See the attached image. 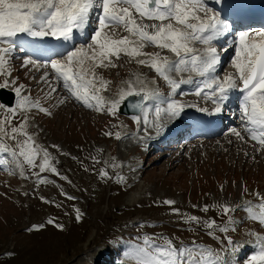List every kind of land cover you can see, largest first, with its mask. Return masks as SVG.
I'll list each match as a JSON object with an SVG mask.
<instances>
[{
  "label": "rangeland",
  "instance_id": "obj_1",
  "mask_svg": "<svg viewBox=\"0 0 264 264\" xmlns=\"http://www.w3.org/2000/svg\"><path fill=\"white\" fill-rule=\"evenodd\" d=\"M147 48L148 52L157 51L155 48ZM19 50L21 48L17 51ZM26 56L30 54L14 55V59L10 61V67L13 66V69L7 77L0 75V83L8 79L9 87L13 88L18 82H24L28 85L32 99L36 98L49 106L52 115L47 117L43 113L39 115L41 112L35 108L27 113L28 131L34 135L38 145V142L41 145L43 143V147L55 157L60 175L47 171L40 173L38 167L29 168L25 165L24 175L27 179L24 180L17 172L20 169L7 172L0 168V264H99L103 257L99 242L103 236L109 239L112 231L108 232L109 225L118 228V231L124 227L123 233L135 230L136 235L127 236L125 239L126 250L140 243L138 238L143 234H164L179 243L184 238H192L197 232L195 239L221 251L228 259L232 253L226 237H231L234 244L245 246L249 243L248 252L242 258L237 257L240 251L235 253L234 264H245V260L257 248L251 232L264 235V227L247 219L244 210L237 209L239 211L230 213L237 220L235 230H217L215 237L219 239L209 236L203 224L199 227L195 223L185 222L183 217L194 215L201 220L212 219L222 225L228 220V216L224 215L220 208L214 209L213 205H238L245 200L256 203L258 198L255 193L264 196V150L258 151L259 145L256 142H251L250 138L248 140L246 134L245 139L240 140L229 133L231 125L216 133V136H202V139L188 137L190 144L187 142L183 150L178 141L188 140L185 133L170 140L174 145L176 143L171 149H152L154 146L147 149L143 142L134 141L132 136L137 130L134 136L144 141L143 137L138 135L143 134V130L153 132L145 127L140 131V119L137 121L133 117L108 113L106 110L96 111L70 97L65 103L58 104L59 100L68 96L67 91L61 86V82L53 79L54 73L50 67L47 69L36 68L31 64L24 65ZM113 61L116 67L99 69L108 77L105 80L110 82L107 90L103 91L107 101H112L113 95L120 93L122 82L129 78L130 72H139V75L145 78L144 82L151 80L153 87L158 88L157 82L153 81L157 75L150 68L139 65L134 60L129 61L123 55L118 60L113 58ZM227 66L228 62L223 70H228ZM45 72L49 75L46 80H42ZM157 80L159 88H167L168 85L163 79L158 77ZM21 85L25 87L24 84ZM52 87L57 90L48 95ZM179 93L182 99L190 95ZM165 94L169 95L166 90ZM0 105L3 104L0 102ZM6 108L7 106L0 108V119L7 114ZM23 117L24 113L17 111L12 118V124L18 125ZM35 117L43 128L35 121ZM101 123L105 127L99 126ZM121 123L125 126L124 130ZM116 133H121L119 139ZM44 139L50 142L47 143ZM4 141L15 147V141L7 137ZM108 145L111 146L108 148L109 152L114 153L110 156L112 163L115 165V157L120 159L117 168L116 165L111 166L114 171L110 168L103 170L104 163H107L104 159L109 156L106 149ZM5 157L12 160L10 155ZM134 159L131 165H135L128 172L127 178H124L121 175L125 174L122 162L128 166V162ZM140 162L144 164V169L140 164L136 165ZM139 168L143 170L142 177L135 180L137 185L132 192L126 191L125 181L126 185L134 187L131 183ZM102 171L107 172V175H101ZM33 173L46 177L48 182H39ZM118 173L121 176H118ZM216 173H219V176L215 179ZM119 177H123V180L118 179ZM12 180L15 181L12 183ZM242 180H246L248 185ZM22 182L27 184L23 186ZM255 183H258L257 188L254 187ZM245 188L247 192L243 195ZM26 189H30L32 194L44 191L47 197L28 196ZM23 193L27 197L21 195ZM165 200L175 203L168 205L164 203ZM206 205L209 206L208 211H203ZM173 209H178L179 212H173ZM140 214L145 218L140 219L142 223L133 229L131 225L136 224ZM147 215H150L148 219ZM175 224L185 227L195 224L197 231L176 228ZM115 241H110V247ZM104 254L106 256V252ZM114 256L110 258L111 262L106 264L118 262L122 255ZM126 257L130 259L128 255ZM120 264L130 263L124 260Z\"/></svg>",
  "mask_w": 264,
  "mask_h": 264
},
{
  "label": "snow or ice",
  "instance_id": "obj_2",
  "mask_svg": "<svg viewBox=\"0 0 264 264\" xmlns=\"http://www.w3.org/2000/svg\"><path fill=\"white\" fill-rule=\"evenodd\" d=\"M93 22L95 27L91 42L73 47L63 59H53L45 64H37L30 58L24 60V65L50 67L53 70V79L61 82L68 93L58 104L65 103L70 97L96 111L106 110L114 114L126 97L142 96V100L134 106L144 113L145 124L160 132L168 120L181 115L184 107L193 106L171 98L181 85H192L196 96L212 101L215 113L221 112L230 94L237 92L240 128L232 127L229 133L240 140H244L246 134L259 145L258 151L264 150V29H249L236 34L230 45L234 48L230 61L233 71L221 78L217 74L221 55L213 41L229 33L230 26L218 12L207 7L205 0H0V75L7 77L11 73L10 60L20 42V34L68 42L73 40L75 33L85 35ZM117 29L126 35L117 38ZM147 47H154L157 51L146 52L144 49ZM122 55L153 70L169 86V96L163 97L158 88H149L138 74H134L135 81L125 82L127 87L120 90L119 99L107 101L101 93L107 90L110 82L96 69L116 67L113 58L118 60ZM173 73L181 78H174ZM183 73H189L187 78L182 76ZM48 75L45 72L41 79L46 80ZM8 87L7 79L0 83V88ZM23 88V85L13 87L15 105L7 107V114L0 119V152L11 156L22 176L25 165L38 167L40 173L47 171L59 175L55 157L38 145L34 135L28 131L27 113L31 109L49 116L52 112L49 107L42 106L38 99L32 100L22 95ZM56 90L55 87L50 88L48 95ZM153 99L157 101L155 118L149 121L143 101ZM0 108H4V105H0ZM17 111H22L24 117L18 125H13L12 118ZM200 111L208 110L201 108ZM133 119L138 121L140 118L134 116ZM5 137L15 141V147L6 143ZM116 137L119 139L121 133H116ZM0 163L7 164L8 161L0 160ZM33 175L41 183L48 182L46 177L37 173ZM101 175L106 176L107 172L102 171ZM118 179L122 181L123 177ZM244 191L247 192V189ZM255 195L258 198L256 203L245 200L238 205H215L228 216L222 225L194 215L184 216L183 219L185 222L203 224L207 234L215 237L217 230H235L237 220L230 213L242 209L247 219L264 227V196L258 192ZM164 203L172 205L175 202L165 200ZM208 208L206 205L203 211H208ZM173 212L179 210L173 209ZM251 235L256 240L257 248L245 260V264H264V235L256 232H251ZM138 239L140 243L128 250V257L134 264H234L235 253L243 248V245L234 244L231 237H226L232 253L226 259L221 251L195 240L176 243L164 234H143Z\"/></svg>",
  "mask_w": 264,
  "mask_h": 264
},
{
  "label": "bare ground",
  "instance_id": "obj_3",
  "mask_svg": "<svg viewBox=\"0 0 264 264\" xmlns=\"http://www.w3.org/2000/svg\"><path fill=\"white\" fill-rule=\"evenodd\" d=\"M236 1L237 0H205V3L207 5V7L211 8L215 12H218L219 13L218 8L220 6L224 5L225 3L236 2ZM94 27H95V22H93V26L88 29V31H87V33H85V35H80L79 33H75L74 34V39L71 40V41L65 42L61 46V48L60 47H57L55 49L54 48H48V46L46 47L45 45H42L39 41H37V39L31 40V38L26 37V36H20L19 37V41L20 42L17 44V46L18 47H22L24 51H26L28 53H31L32 56H33V58H31L32 60L36 61L35 58H39V59L41 58L42 60H46L48 58L47 62H45V63H49L53 59H63V56L66 55V52L72 50L73 47H81L82 45H87L88 43H90L91 42V33H92V31H94ZM242 27H243V25L240 24L238 26V29L240 30V28H242ZM249 29H260V28H257V27H247L246 26V30H249ZM246 30H241V31H246ZM117 31H119V29H117ZM123 33H124V35H126L125 32H123ZM236 34H230V35H228L226 37L223 36V37L218 38L216 41H213V44L217 47V49L218 48H221V47H223V48H226L227 47V51L223 54V56H224L223 57V59H224L223 61H225L227 59L229 60L228 61V70H226L225 72H222V70H221L222 68L220 70L217 69V74L221 78H223V76L227 72L233 71V69L230 66V61H231L232 56L234 55V48L230 47V45L232 44V41L235 39ZM120 36H123V35H119V34L116 33V37L117 38H119ZM52 44L54 45V47L57 46L54 43H52ZM197 46L199 47V45H197ZM144 51L148 52L147 51V48H145ZM221 52L222 51H219L220 55H222ZM56 53H61L63 55H57ZM50 57H53V58L50 59ZM141 58H143V57H141ZM45 63H43V64H45ZM96 72L99 75H101L104 79H106V77H104V75L101 74V72L99 71V68L96 69ZM134 74H138L139 75V72H136V73L133 72V73H131L129 79H127L126 81H128V80L135 81L136 77H135ZM188 75H189V73H183L182 74V76L184 78H187ZM173 76L176 79H180L181 78L180 76H177L175 73H173ZM194 79H195V77H194ZM151 83H152L151 80L149 82L148 81L145 82V84L149 88H154L153 87L154 86L153 83L152 84ZM20 85L21 84L18 83L16 86H20ZM139 86L140 85H137V87H139ZM126 87H127V85H126ZM126 87H125V89H126ZM159 87L160 86L158 85V88ZM163 88L164 87L159 88V91L163 94V97H168L169 95L167 96L165 94V89L163 90ZM187 89H188V91H190L191 93L194 94L193 97L187 96L189 98L186 97L184 99H181V97L177 96V93L179 91H183V90H187ZM21 94L22 95H27V96L30 97V94L28 93V90L25 87L23 88V91H22ZM238 96H239V93H237V92L231 93L230 94L229 101L227 103H225V105L222 108V111L219 112V113H223V110L224 109L227 110V115L224 117V120H225L224 121V124L227 121L226 124L228 126H229V124H232V126L233 125H236V124H239L240 125V114H239V111H238ZM171 98L180 101L184 105H193L191 107H194L195 109H199V110L201 108L207 109L209 113H212L213 112V109L215 107L213 105L212 101L205 100L202 97L196 96L195 95V89H194V87L192 85H181V87L178 88L176 90V92L172 94ZM156 103H157V101L153 99V100L145 101V104L143 106L144 109H145V111L148 113L149 121H152L155 118L154 117V107H155V104ZM162 106H166V105H162ZM188 107L189 106L184 107V109H183V111H182V113H181V115L179 117L174 118L172 120H168L166 122V124H165V127L160 132H157L154 127L150 126V124L149 125H146L145 124V122H144V113L142 111H140V114L137 115V117L140 118V122H141V127H140L141 129H140V131H142V129L145 127L146 129L149 128L153 132H146V130H143V134L138 135V137H140V138L143 137V140H144V142L146 144L147 143L148 144H155L156 146H160L161 143L164 142L165 140H168L169 141V139H171L174 136V134L177 135L180 132H185L186 131V128L189 129V131L187 132V134H189V135H195L196 137H199V135H197L195 133V130H197L196 129L197 126H196V124L194 122V118H196V115L194 113L184 114V111L187 110ZM224 124H223L222 127H224ZM239 125H237V126H239ZM233 127H236V126H233ZM236 128L239 130L240 126L239 127H236ZM246 138L249 139V137H246ZM200 139H202V138H200ZM187 142H189V141L188 140L185 141V144ZM5 156H6L5 153L0 152V160H7ZM10 163L12 164L11 165V169H13V168L14 169L16 168L17 170L19 169L16 165L14 166V162H10ZM10 163L8 162L7 164H4V163H0V164L3 165V167H6V166L10 165ZM18 171H20V170H18Z\"/></svg>",
  "mask_w": 264,
  "mask_h": 264
}]
</instances>
